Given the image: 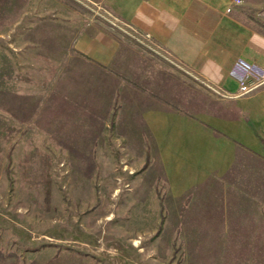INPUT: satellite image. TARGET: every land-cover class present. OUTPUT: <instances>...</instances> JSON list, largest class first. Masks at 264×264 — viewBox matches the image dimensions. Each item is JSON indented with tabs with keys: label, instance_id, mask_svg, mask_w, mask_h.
Wrapping results in <instances>:
<instances>
[{
	"label": "rangeland",
	"instance_id": "374dc122",
	"mask_svg": "<svg viewBox=\"0 0 264 264\" xmlns=\"http://www.w3.org/2000/svg\"><path fill=\"white\" fill-rule=\"evenodd\" d=\"M41 1L80 30L92 16L87 0H0V264H264V183L225 184L255 200L245 215L175 213L114 121L73 97L88 58L39 22Z\"/></svg>",
	"mask_w": 264,
	"mask_h": 264
},
{
	"label": "crops",
	"instance_id": "0c3cea01",
	"mask_svg": "<svg viewBox=\"0 0 264 264\" xmlns=\"http://www.w3.org/2000/svg\"><path fill=\"white\" fill-rule=\"evenodd\" d=\"M87 1L81 30L77 15L43 16L41 1L39 22L67 25L88 58L73 97L114 121L122 148L164 184L175 213L247 214L255 200L225 198L224 187L264 183V84L240 95L231 69L243 60L264 70V0ZM129 29L172 61L154 60Z\"/></svg>",
	"mask_w": 264,
	"mask_h": 264
},
{
	"label": "built area",
	"instance_id": "2783aa9c",
	"mask_svg": "<svg viewBox=\"0 0 264 264\" xmlns=\"http://www.w3.org/2000/svg\"><path fill=\"white\" fill-rule=\"evenodd\" d=\"M239 4V0H235ZM230 8L227 12H230ZM231 76L238 84L240 95L248 94L254 89L264 84V70L255 64L247 63L243 60H237L232 69Z\"/></svg>",
	"mask_w": 264,
	"mask_h": 264
}]
</instances>
